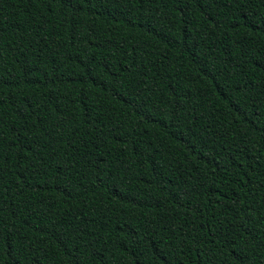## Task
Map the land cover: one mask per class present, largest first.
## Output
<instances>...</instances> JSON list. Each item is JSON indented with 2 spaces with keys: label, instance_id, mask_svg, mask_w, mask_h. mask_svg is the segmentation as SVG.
Here are the masks:
<instances>
[{
  "label": "trees",
  "instance_id": "obj_1",
  "mask_svg": "<svg viewBox=\"0 0 264 264\" xmlns=\"http://www.w3.org/2000/svg\"><path fill=\"white\" fill-rule=\"evenodd\" d=\"M0 264H264V0H0Z\"/></svg>",
  "mask_w": 264,
  "mask_h": 264
}]
</instances>
